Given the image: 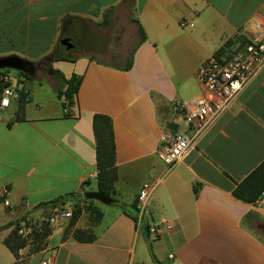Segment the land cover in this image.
Instances as JSON below:
<instances>
[{"label": "crops", "instance_id": "1", "mask_svg": "<svg viewBox=\"0 0 264 264\" xmlns=\"http://www.w3.org/2000/svg\"><path fill=\"white\" fill-rule=\"evenodd\" d=\"M122 1L0 0V58L15 56L29 65L45 61L66 17L97 23ZM132 1L146 41L129 71L87 57L46 60L48 78L58 73L65 81L81 79L65 109L64 97L38 98V89L50 81L37 79L33 70L27 74L31 80L0 73L26 98L22 113L18 98L0 109V197L13 217L39 219L50 209H35L42 203L96 191V114L112 120V197L118 201H95L98 221L84 210L68 233L63 228L69 221L61 223L42 250L22 249L5 264H264V237L244 225L256 214L261 223L255 228L264 233V208L231 194L264 161V68L171 171L156 156L170 101L187 102L201 93L196 71L217 51L228 45L231 52L261 37L264 0ZM56 85L50 82L53 93ZM157 180L138 221L139 191ZM77 230L95 240L75 241Z\"/></svg>", "mask_w": 264, "mask_h": 264}, {"label": "built area", "instance_id": "2", "mask_svg": "<svg viewBox=\"0 0 264 264\" xmlns=\"http://www.w3.org/2000/svg\"><path fill=\"white\" fill-rule=\"evenodd\" d=\"M262 18L263 25L259 27L261 37L249 40L227 54L213 55L199 66L195 80L201 93L197 97L187 102L170 101L169 123L160 134L156 150V156L164 163L167 172L196 146L209 127L230 109L243 89L264 68V14ZM8 83L5 76L0 77V109L8 107L11 99L18 98ZM158 184L159 180L147 182L139 191L138 221L142 220V213ZM254 204L264 208V191ZM5 205L8 206V203L5 202ZM85 208L86 199L81 194L63 205L50 208L43 222L52 230L68 222L75 212L78 211L80 216ZM31 232V227L22 222L19 235L27 239ZM41 264H50V261Z\"/></svg>", "mask_w": 264, "mask_h": 264}, {"label": "trees", "instance_id": "3", "mask_svg": "<svg viewBox=\"0 0 264 264\" xmlns=\"http://www.w3.org/2000/svg\"><path fill=\"white\" fill-rule=\"evenodd\" d=\"M68 18V17H66ZM106 21V19H104ZM137 24V32L139 35V42L137 46L132 51L129 59L123 67H118L121 71H129L132 67L133 63V55L137 48L146 41V35L141 28V26L135 21ZM63 50L65 53L70 52L71 50H66L60 44L58 45V49L54 47L52 53L48 56H45L44 59L52 61H70L73 62L74 59L69 56H64L57 54L58 50ZM229 52V46L226 45L222 49L216 52L215 56H220L227 54ZM58 78L63 81L65 84V90L62 88H56L57 99L64 97L66 100V104H63L62 107L65 109L66 106L72 104L73 96L76 94L79 84L80 77L73 75L68 81H65L62 76L56 73ZM26 80H31L27 74L20 73ZM1 77V76H0ZM2 86H0L1 89ZM19 101V111L18 113L23 112L24 105L26 104L25 95L22 92H19L18 95ZM68 117V115H64ZM92 131L95 140V163L97 169L96 182L97 189L94 192H85L84 196L86 199V208L85 211L90 215V219L93 222H96L101 217L100 212L93 207V203L100 202L103 204H113L118 203L112 197V188L114 183L117 180V170L115 167V156H114V135H113V125L112 120L104 115L96 114L92 117ZM264 191V161L254 170L252 171L245 179H243L240 183H235V186L231 192L232 196L242 201L246 204H254L257 199L260 197L261 193ZM76 198L75 195H66L60 198H57L53 201H49L47 203H42L35 207L37 208H46V207H55L58 205L65 204L66 201ZM0 202H4V197H0ZM79 217V212H75L73 217L69 220L67 229L72 227ZM132 220L137 221V216H131ZM251 218V219H250ZM25 219V218H24ZM248 220H255L256 222H260L258 215L249 214L247 216ZM247 221H244V225L246 226ZM22 222H16L8 224L6 229L13 227L12 231L3 239L2 244L5 248L16 258H18V252L25 248L26 245L30 244L32 247L29 251L30 254L36 253L43 249L47 238L49 237L51 230L47 226L46 223L42 221V224L39 227H31L32 232L28 236L27 239L23 238L19 235L18 231L21 228ZM28 225V222L25 221ZM72 239L80 243H92L95 239L92 234H89L84 231H74L72 233ZM19 264V263H14Z\"/></svg>", "mask_w": 264, "mask_h": 264}, {"label": "rangeland", "instance_id": "4", "mask_svg": "<svg viewBox=\"0 0 264 264\" xmlns=\"http://www.w3.org/2000/svg\"><path fill=\"white\" fill-rule=\"evenodd\" d=\"M62 39H68L70 44L73 45V49L68 53L59 49L57 54L67 55L70 58L87 57L97 62L123 67L139 42L133 1L123 0L117 7L108 9L97 23L87 19L66 18L61 24L60 39L56 44L57 49ZM30 66L33 67L37 79L45 78L48 82L55 81L58 85L57 88L65 87L63 81L57 76L48 78L46 60L30 64ZM36 70L39 72L37 73ZM2 72L8 73L11 78L19 75V72L14 70H0V73ZM50 82L43 83V87L38 89L40 93L38 98L42 101L50 100L55 102L57 92L53 93L51 91ZM11 211L13 209L10 208L9 204L6 206L5 202H0V264L8 262L11 255L2 244L3 238L13 229V227L6 229L7 225L26 221L29 226L39 227L44 219V215L39 219H28L27 216L14 218L10 213ZM255 222V220H249L245 224L251 230L264 237V233L255 228ZM63 232H69L67 226L63 228ZM31 247L28 244L23 249L29 253Z\"/></svg>", "mask_w": 264, "mask_h": 264}, {"label": "water", "instance_id": "5", "mask_svg": "<svg viewBox=\"0 0 264 264\" xmlns=\"http://www.w3.org/2000/svg\"><path fill=\"white\" fill-rule=\"evenodd\" d=\"M60 45L66 50L73 49V45L70 44L68 39H62ZM27 65L29 64L24 63V61L15 56L0 58V70H14L16 72L24 73Z\"/></svg>", "mask_w": 264, "mask_h": 264}, {"label": "flooded vegetation", "instance_id": "6", "mask_svg": "<svg viewBox=\"0 0 264 264\" xmlns=\"http://www.w3.org/2000/svg\"><path fill=\"white\" fill-rule=\"evenodd\" d=\"M33 70V67H31L30 65L26 66V71L24 72V74H28Z\"/></svg>", "mask_w": 264, "mask_h": 264}]
</instances>
